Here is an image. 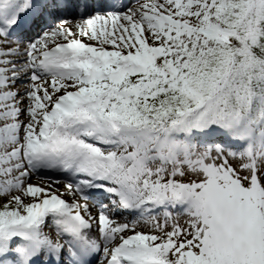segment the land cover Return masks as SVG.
Returning a JSON list of instances; mask_svg holds the SVG:
<instances>
[{"label": "snow or ice", "instance_id": "1", "mask_svg": "<svg viewBox=\"0 0 264 264\" xmlns=\"http://www.w3.org/2000/svg\"><path fill=\"white\" fill-rule=\"evenodd\" d=\"M0 264H264V0H0Z\"/></svg>", "mask_w": 264, "mask_h": 264}]
</instances>
